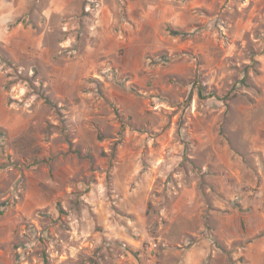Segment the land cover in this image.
Instances as JSON below:
<instances>
[{
	"label": "rangeland",
	"instance_id": "374dc122",
	"mask_svg": "<svg viewBox=\"0 0 264 264\" xmlns=\"http://www.w3.org/2000/svg\"><path fill=\"white\" fill-rule=\"evenodd\" d=\"M0 264H264V0H0Z\"/></svg>",
	"mask_w": 264,
	"mask_h": 264
}]
</instances>
